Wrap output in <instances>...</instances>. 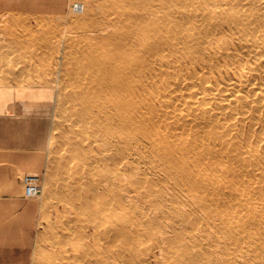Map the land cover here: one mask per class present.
<instances>
[{
	"label": "bare ground",
	"instance_id": "1",
	"mask_svg": "<svg viewBox=\"0 0 264 264\" xmlns=\"http://www.w3.org/2000/svg\"><path fill=\"white\" fill-rule=\"evenodd\" d=\"M39 4L66 7L0 0V162L41 147L61 233L81 243L58 235L36 264H264V0H101L106 24L67 57L46 21L26 28Z\"/></svg>",
	"mask_w": 264,
	"mask_h": 264
},
{
	"label": "rangeland",
	"instance_id": "2",
	"mask_svg": "<svg viewBox=\"0 0 264 264\" xmlns=\"http://www.w3.org/2000/svg\"><path fill=\"white\" fill-rule=\"evenodd\" d=\"M74 1L78 2L79 12H73L71 10V4H74ZM99 1L101 0H72L69 6L67 4L68 0H64L66 7L63 9L64 12H62L61 14H60V10H61L60 7H49L46 4H39L38 6H36V12H38V16L36 17V20L33 18L26 19L25 26L26 28H29L34 33L42 34L44 31L39 30L35 22L37 20L46 21L48 25L50 24L49 25L50 27L48 26V33L46 34L48 35V38L51 37L50 38L51 40L48 39V47H50L51 49H56V50L60 49L62 52V55H65V57H67L68 49L70 50L69 47L71 46V45H68L67 43L73 40H75V42L78 44L82 42H86V44L91 43V41H94V39H91L89 41H83V40L80 41V38H79L80 35H82L83 33H86V34L88 33L90 34L91 37H93L95 33H97V31L95 30L99 26L106 24V20L103 18L102 15H100V12L97 10V3ZM81 10L82 11L84 10V11L82 12ZM58 15H61V16H58ZM53 25L55 28L52 27ZM51 32H54V33H51ZM51 34L53 37L51 36ZM59 34L62 36H59ZM0 37L2 36L0 35ZM58 39L60 40L58 41ZM61 39H63V41H61ZM50 58L51 57H48V59L46 60L50 61V63L53 64L55 58L53 57H52L53 59H50ZM21 74L26 75L27 74L26 70L21 72ZM63 92L65 91L62 90V93ZM55 115L57 116L58 114L56 113ZM7 143L9 142L2 141V139L0 138V148L1 149L3 150L7 149V145H6ZM13 150L16 153L14 162L12 163H8L6 161L0 162V220L4 219L7 221L5 223H8V224L14 222V224L16 225L14 232L12 233L13 235L11 237L12 243H14V247L13 248L11 247V249L10 248L0 249V258L1 256L6 257L4 259V262L0 264H14V263L20 264L22 262L26 264L31 259H33V262L35 261L34 263L33 262L32 263L36 264V262L40 263V261L47 260L48 258L52 256H56L58 254L57 247L52 248V247L47 246L48 245L47 243L49 241H52V240L55 241V240H58L59 237H61L59 239L60 241L58 240L55 242H62V244H64V240H66L65 245L69 249H71L76 244V242L78 244V243H81V241H79L80 238L78 236H74V237L71 236L69 237L70 239L69 240L68 238L65 237L64 233H61V232H64L60 228L61 227L60 221L62 220L61 217L64 211V209L62 208L64 207V205L62 203H56L52 199L54 198V196H52L53 194L51 192V189H52L51 185L52 183L53 185L56 184V179L51 183L50 170L54 168V164L51 161V158L46 156L47 154L45 153L44 150L41 149V147L40 149L32 153H30L29 151H22L20 149H13ZM235 151L242 152L244 150L242 148H239V149H236ZM225 158L226 160H228L227 155H225ZM227 163L228 164L232 163V160H228ZM19 167H25V169L19 172L17 171ZM29 172L34 173V175L36 176L32 178L33 184L37 185L39 189H42V193L38 197L39 199L38 198L25 199L22 197V189H23V182H22L23 178L22 177H24L25 174ZM151 173L153 174V172L149 170V174ZM13 176L15 178L19 176L20 177L19 179H14ZM46 187H47V192L45 189ZM46 198L51 200L50 205H48V202H47L48 200ZM41 206L42 207L44 206V207L42 208ZM43 209H44V212H43ZM58 218L59 220L60 219L61 220L59 221ZM55 220L57 222H55ZM51 224L53 225V227H51L52 226ZM51 228L53 229L55 228V229L52 230ZM50 232L52 233L50 234ZM49 237L51 239H49ZM71 238H73L72 239L73 241L75 240L74 244H72L73 242H71ZM22 245H24V247L28 249L27 254H26V259L16 260L14 257L11 256L13 255L12 251L18 250L19 247H23Z\"/></svg>",
	"mask_w": 264,
	"mask_h": 264
},
{
	"label": "crops",
	"instance_id": "3",
	"mask_svg": "<svg viewBox=\"0 0 264 264\" xmlns=\"http://www.w3.org/2000/svg\"><path fill=\"white\" fill-rule=\"evenodd\" d=\"M0 221L4 222V221H6V220L3 219V220H0ZM8 222H9V221H8ZM13 223H14V222H13Z\"/></svg>",
	"mask_w": 264,
	"mask_h": 264
}]
</instances>
